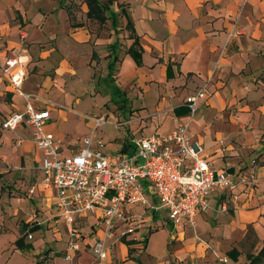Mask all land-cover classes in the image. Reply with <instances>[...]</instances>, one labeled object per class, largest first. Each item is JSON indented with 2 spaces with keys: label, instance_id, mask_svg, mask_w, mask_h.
<instances>
[{
  "label": "crops",
  "instance_id": "crops-1",
  "mask_svg": "<svg viewBox=\"0 0 264 264\" xmlns=\"http://www.w3.org/2000/svg\"><path fill=\"white\" fill-rule=\"evenodd\" d=\"M101 1H107L104 20L89 16L87 0H0V192L20 205L15 215L23 214V233L33 235L25 237L22 251L16 243L17 251H1L0 264H35V255L50 261L56 250L49 246L43 254L45 243L34 242L45 227L64 243V257L69 241V226L56 214L55 191L40 184L31 191L44 174L32 127H2L26 108L3 70L11 57L20 60L11 72L25 71L21 90L36 95L37 109L50 111L46 130L63 141L66 154L84 146L86 137H93L92 149L102 139L86 112L90 107L84 108L87 97L125 113L115 124L127 130L117 153H108L106 143L102 147L117 161L135 151L137 139L174 131L188 119L187 97L204 88L189 133L213 166L238 183L237 198L225 189L211 192L195 227L176 228L166 208L149 211L150 230L169 228L164 249L149 252L148 242L140 240L141 226L124 240L107 239L113 261L264 264L258 259L264 247V0ZM75 116L82 119L80 133L68 129L75 128ZM142 184L149 201H156L152 188ZM94 220L89 216L81 223L84 231L91 234ZM91 242H80L73 260L65 258L90 264L80 258L92 252Z\"/></svg>",
  "mask_w": 264,
  "mask_h": 264
},
{
  "label": "built area",
  "instance_id": "built-area-1",
  "mask_svg": "<svg viewBox=\"0 0 264 264\" xmlns=\"http://www.w3.org/2000/svg\"><path fill=\"white\" fill-rule=\"evenodd\" d=\"M26 36L27 32L22 30V43ZM19 63V58L11 57L3 70L25 97L26 108L7 117L2 127L16 130L26 123L33 129V141L42 154L44 174L31 191L37 184L55 191L56 214L69 226L67 259L76 257L80 242L89 244L91 239L92 263L115 264L112 245L107 239L116 242L134 235L149 211L166 208L176 228L195 227L198 211L209 207L211 192L225 189L237 198L238 183L225 171L216 169L203 155V146L189 134L191 120L199 109V99L205 96L204 88L187 97L188 119L180 122L174 131L137 139L135 151L123 153L115 161L103 152L102 139L97 141L98 148H91L93 137L84 138V146L65 153L63 141L46 130L50 111L37 109L32 101L36 95L21 90L25 71L19 67L11 72ZM89 118L94 122V132L109 122L106 115ZM23 141L19 138L18 144ZM142 181L152 188L156 201H149ZM138 205L144 210L137 212ZM89 216L95 219L91 234L81 225ZM27 236L33 237L31 232Z\"/></svg>",
  "mask_w": 264,
  "mask_h": 264
},
{
  "label": "rangeland",
  "instance_id": "rangeland-1",
  "mask_svg": "<svg viewBox=\"0 0 264 264\" xmlns=\"http://www.w3.org/2000/svg\"><path fill=\"white\" fill-rule=\"evenodd\" d=\"M93 100L94 99L90 97L85 98V100L83 101L84 108L85 106L87 108L90 107L89 110H86V112L90 114L88 115L89 117L95 118L100 115H106L107 120L109 122L99 127L97 130V133L102 137L104 143H106L107 147L105 148V150L110 154L117 153L116 146H118L122 142V140L119 139L120 138L119 136H123V134L127 132V130L115 124H117L120 120L124 119L125 113L120 112L121 114H119L114 109L109 108V106L108 107L106 106L104 108L98 107L100 103L98 101L93 102ZM110 107H111V104H110ZM81 120L82 119L78 118L77 116H75V119L72 118V122L74 123L75 128L74 127H73L74 129L68 128L71 133L81 132L82 130V124L80 125ZM137 136H141V134L139 133L137 134ZM19 206L20 205L18 203L10 202L9 194L3 195L0 192V252L5 249H6L5 252H8V254H11V252L17 251L12 248V245L15 243L16 239L19 238L24 232L22 224L19 222L23 214L21 213L20 216L15 215L16 208H18ZM151 224H153V226L156 225V223H151ZM157 226H155V228ZM155 228L150 230L149 224L145 222V224H143L140 229L139 236H140V240H142L143 242L145 241L148 242L149 252L158 254L164 249L166 245V242L168 239L169 228L167 226H162V225L158 229H155ZM61 229L65 231V226L63 224H61ZM53 231H54L53 229L51 228L49 229L45 227L43 230L37 231L35 233L36 237L34 239V242L37 241L40 243H45V245L43 246V254H45V251L49 246L53 247L56 250L54 254L49 258L50 259V261H48L49 263L46 261H43L42 258L35 255L34 256L35 264H70V261H68L60 253V248L62 247L64 243L56 241ZM124 239L125 237L122 238L121 240H124ZM18 249L19 251L23 250V248H20V247H18ZM28 253H29L28 250H26L24 255L27 257V255H29ZM114 255L117 256V259H119V263H120L122 261V255H121L120 250L115 251ZM2 258H3V255H0V261H2ZM93 258H94L93 253L89 252L88 254L83 255L80 258V261L84 263L85 261L89 260L88 262H91L90 264H93L92 263ZM125 264H131V263L126 262ZM134 264H137V263L135 262Z\"/></svg>",
  "mask_w": 264,
  "mask_h": 264
},
{
  "label": "trees",
  "instance_id": "trees-1",
  "mask_svg": "<svg viewBox=\"0 0 264 264\" xmlns=\"http://www.w3.org/2000/svg\"><path fill=\"white\" fill-rule=\"evenodd\" d=\"M88 4H89V16L91 17H95L97 19L100 20H104L105 19V10L107 7V1H101V0H87ZM27 236V231H25V233H23L17 240H16V245L20 248H24L25 247V237ZM258 259L260 261H264V247L262 248Z\"/></svg>",
  "mask_w": 264,
  "mask_h": 264
}]
</instances>
